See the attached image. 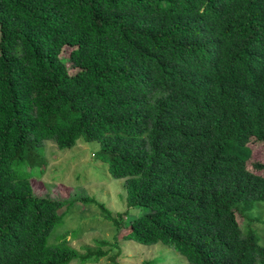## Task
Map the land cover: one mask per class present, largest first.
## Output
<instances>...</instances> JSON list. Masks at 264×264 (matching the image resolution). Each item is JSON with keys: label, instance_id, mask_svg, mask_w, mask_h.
<instances>
[{"label": "trees", "instance_id": "1", "mask_svg": "<svg viewBox=\"0 0 264 264\" xmlns=\"http://www.w3.org/2000/svg\"><path fill=\"white\" fill-rule=\"evenodd\" d=\"M0 32V264L107 255L53 238L76 200L39 197L31 183L41 146L81 139L100 143L128 207L146 208L125 221L84 199L118 228L116 245L264 264L251 226L264 225L251 216L264 176L248 168L250 144H264V0H0Z\"/></svg>", "mask_w": 264, "mask_h": 264}, {"label": "rangeland", "instance_id": "2", "mask_svg": "<svg viewBox=\"0 0 264 264\" xmlns=\"http://www.w3.org/2000/svg\"><path fill=\"white\" fill-rule=\"evenodd\" d=\"M1 38V32H0ZM73 71V70H72ZM253 157L248 164L250 171L264 176V170L254 168L255 163L264 164V144L252 142ZM101 146L98 142L79 140L71 149H61L54 141L41 146L44 158L38 159L31 180L35 194L39 197H48L53 200L71 201L60 209L59 214L64 216L63 225L55 230V236L62 237L67 234L71 245L81 254H86L89 249H102L107 255L99 260L83 263L81 260L72 264H191L182 254L174 248L158 243L148 246L133 240H121L115 244L118 228L113 222L106 219L105 214L97 205L85 203V198H94L104 204L114 217L125 212L129 221L142 215L144 206L129 208L126 199L125 180L114 179L109 172L108 165L100 159ZM46 169V170H44ZM44 170V171H43ZM238 221L242 227L250 224L237 212ZM253 220L264 219V203L257 206L252 213ZM127 223V222H126ZM261 243L264 244V225L254 221ZM100 241L109 242L101 246Z\"/></svg>", "mask_w": 264, "mask_h": 264}]
</instances>
